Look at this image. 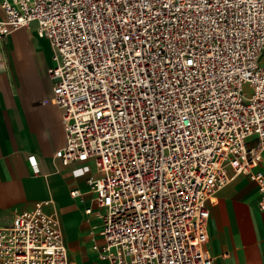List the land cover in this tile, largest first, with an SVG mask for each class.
<instances>
[{
    "label": "built area",
    "instance_id": "built-area-1",
    "mask_svg": "<svg viewBox=\"0 0 264 264\" xmlns=\"http://www.w3.org/2000/svg\"><path fill=\"white\" fill-rule=\"evenodd\" d=\"M0 7V44L33 22L51 44V100L66 132L53 159L80 162L74 173L98 172L88 182L103 220L99 257L213 264L208 220L217 191L247 175L264 210V0ZM28 161L40 170L36 155ZM0 264L76 262L60 220L38 202L0 224Z\"/></svg>",
    "mask_w": 264,
    "mask_h": 264
},
{
    "label": "crops",
    "instance_id": "crops-1",
    "mask_svg": "<svg viewBox=\"0 0 264 264\" xmlns=\"http://www.w3.org/2000/svg\"><path fill=\"white\" fill-rule=\"evenodd\" d=\"M52 64L51 44L38 34L36 22L13 30L0 44V224L42 202L43 210L60 220L76 264H107L95 248L104 243L103 220L88 182L98 172L74 173L80 162L53 159L66 143V132L61 110L51 100ZM30 154L37 156L40 170L28 161ZM217 197L208 220L213 264H264V210L256 181L241 174Z\"/></svg>",
    "mask_w": 264,
    "mask_h": 264
},
{
    "label": "snow or ice",
    "instance_id": "snow-or-ice-1",
    "mask_svg": "<svg viewBox=\"0 0 264 264\" xmlns=\"http://www.w3.org/2000/svg\"><path fill=\"white\" fill-rule=\"evenodd\" d=\"M189 63H191V61H189Z\"/></svg>",
    "mask_w": 264,
    "mask_h": 264
},
{
    "label": "rangeland",
    "instance_id": "rangeland-1",
    "mask_svg": "<svg viewBox=\"0 0 264 264\" xmlns=\"http://www.w3.org/2000/svg\"><path fill=\"white\" fill-rule=\"evenodd\" d=\"M264 59V58H263Z\"/></svg>",
    "mask_w": 264,
    "mask_h": 264
}]
</instances>
